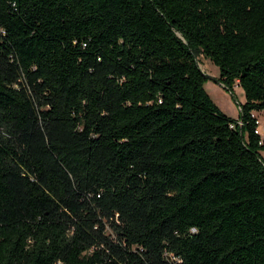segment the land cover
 <instances>
[{"label": "trees", "instance_id": "16d2710c", "mask_svg": "<svg viewBox=\"0 0 264 264\" xmlns=\"http://www.w3.org/2000/svg\"><path fill=\"white\" fill-rule=\"evenodd\" d=\"M260 112L264 0H0V264H264Z\"/></svg>", "mask_w": 264, "mask_h": 264}, {"label": "rangeland", "instance_id": "374dc122", "mask_svg": "<svg viewBox=\"0 0 264 264\" xmlns=\"http://www.w3.org/2000/svg\"><path fill=\"white\" fill-rule=\"evenodd\" d=\"M198 64L200 70L208 77L204 82L203 88L211 101L216 105V107L230 119L236 120L238 115L237 103H243V97L241 91L234 85L232 87V92L234 97L230 93L219 87L212 78L217 77L216 68L210 64L208 61L204 60L202 57H198ZM259 121L260 127L264 128V112L253 114ZM264 158V151L261 152Z\"/></svg>", "mask_w": 264, "mask_h": 264}, {"label": "built area", "instance_id": "2783aa9c", "mask_svg": "<svg viewBox=\"0 0 264 264\" xmlns=\"http://www.w3.org/2000/svg\"><path fill=\"white\" fill-rule=\"evenodd\" d=\"M254 125H255L254 134L259 136L260 139H263L264 138V128L260 127L259 121L257 119L255 120Z\"/></svg>", "mask_w": 264, "mask_h": 264}]
</instances>
